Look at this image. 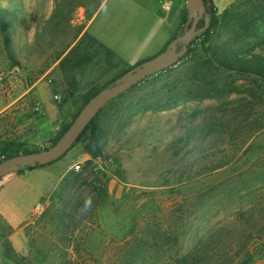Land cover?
Wrapping results in <instances>:
<instances>
[{
  "label": "rangeland",
  "instance_id": "1",
  "mask_svg": "<svg viewBox=\"0 0 264 264\" xmlns=\"http://www.w3.org/2000/svg\"><path fill=\"white\" fill-rule=\"evenodd\" d=\"M213 1L218 17L231 8L242 24L251 22L250 19L257 16L256 12H264V0ZM137 2L147 6V12L127 8L124 5L126 0H110L89 30L129 67L161 52L163 37L170 29H177L186 0H179V12H170L169 15L151 12L153 0ZM97 6L98 0H0L1 12H10L2 19L8 23L12 20L9 27L0 21V75L3 76L0 84V128L12 120L16 125L30 122L37 114L34 110L38 101L35 91L11 105L36 83L41 89L47 86L50 90L59 120L51 138L45 143L33 140L30 132L23 140L17 133L3 138L1 129L0 142H23L29 149L49 147L51 140L57 138L63 126L71 121L81 106L82 95L92 84L100 88L113 85L114 81H111L119 70L102 74L100 68L91 65L78 91L69 96L59 68L60 60L86 32L93 20L88 14ZM11 12L16 13L12 15ZM261 31L264 35V23ZM204 32L190 45L192 54L188 58L184 56V60L163 74L164 78L169 75L171 79L184 74L187 79L176 89L169 91L163 88L161 80L150 82L128 89L105 109L101 114L106 132L101 156L92 157L85 151L86 135L62 159L69 163L65 175L59 180L57 174L38 168L36 171L25 169L10 174L1 181L0 207L13 227L0 214V233L5 226L13 228V233L6 238L24 264H140L143 257L146 258L145 264H171L172 255L186 254L200 237L238 210V195L229 198L231 191H226L213 200L197 204L198 211L191 216L193 221L190 220L192 226H189L183 195L176 196V188L172 187L175 178L172 174L179 168L173 166L171 159L173 142L190 134L189 145L199 143L203 136L199 135L198 128L208 125L213 116H222L239 106L256 102L251 97L231 95L197 99L171 109L164 108L168 100L189 91H198L206 96L212 87H222L226 82L224 76L198 67L209 57L206 49L217 39L225 38L220 28L212 30L208 40L203 36ZM183 33L179 31L178 35ZM233 42L239 47L259 50L262 41L252 36L245 37L239 27ZM10 53L14 54L18 64L11 60ZM255 106L258 111L264 110L258 103ZM123 114L126 117L121 119ZM255 119L253 116L249 123H254ZM123 123H126L124 129L121 128ZM42 126V133H49L52 126L49 118L42 122ZM217 135L206 136L207 142L219 145L206 155L214 160L247 154L252 159L262 157L260 172H264V127L259 131L248 129ZM188 148L185 146L184 151ZM201 156L199 151L195 152L196 158L201 159ZM76 164L81 165L80 170L74 169ZM194 170L198 171L199 166ZM72 173H82L93 182V187L66 185L65 179ZM242 187L245 184L238 189ZM102 189L106 190V198L99 195ZM93 190L95 193L88 194ZM86 196L93 200L88 212L80 217L77 216L79 213L75 214L81 220L75 222L73 219L69 229H65L60 221V210L74 208ZM178 227L181 228L178 245L173 248L165 246L159 252L152 249L153 235L157 230L166 232ZM141 240H148V244L139 251L136 244ZM0 264H14L5 257L1 239ZM255 264H264V259Z\"/></svg>",
  "mask_w": 264,
  "mask_h": 264
},
{
  "label": "trees",
  "instance_id": "2",
  "mask_svg": "<svg viewBox=\"0 0 264 264\" xmlns=\"http://www.w3.org/2000/svg\"><path fill=\"white\" fill-rule=\"evenodd\" d=\"M105 1L106 0H98V6L95 11L88 14L90 18H94L97 15ZM205 3L210 15V25L208 31L203 33V36L208 40L211 31H216V29L220 28L224 33L221 35L225 38L224 40L220 38L217 39V41L206 49L209 57L203 64H198V67L217 76H224L226 82L222 87H212L208 90L206 96L198 91H189L186 95L168 100L164 108L171 109L185 102L197 99L229 97L231 95L251 97L254 101L256 100V102H249L248 104L239 106L227 114H222V116H213L208 125L198 128L199 135L203 136L199 143L190 146V134H187L185 139L181 138L173 142L170 148L171 159L173 161V166H179V168L172 174L173 177H175L172 187L176 188V196L180 197L183 195V208L187 207L185 213L188 214L186 220L189 226H192V222H190L191 216L198 211L196 209L197 204H203L213 200L223 192L231 191L228 195L229 198L238 195L236 201L239 203V208L227 220L218 222L206 235L200 237L190 251L182 256L178 254L172 255L170 261L171 264H255L258 260L264 259V172H260V168L263 166L262 157L252 159L247 154L234 158L224 156L214 160L209 155H206V152L219 146L217 143L207 142L208 136H216L217 134L220 135L228 131L240 133L242 130L246 131L248 129L259 131L264 127V110L258 111L255 106V104L258 103L260 107H264V35L261 31L262 24L264 23V12H256L255 14H257V16L250 19L251 22L242 24V20L234 15L231 8L226 9L223 15L218 17L214 1L205 0ZM1 11L2 9L0 8V21L3 25L5 24L6 27H9L12 20L8 23L2 18L8 16L10 12ZM15 13L16 12H11L12 15ZM188 20L189 15L184 5L181 10L180 23L177 29L172 32L170 40L161 51H164L169 43L179 36V31L184 32L186 28H189L186 27ZM204 24L205 22L202 20L200 27H203ZM237 27H240V31L245 37L252 36L254 39L262 41L259 44L261 45L259 50L239 47L233 42L238 31ZM201 36L202 35H199L193 39L190 45L192 46L194 41ZM191 54L192 47H189L185 58H188ZM10 57L13 62L18 64L14 54L10 53ZM185 58H182L181 61ZM91 65L95 68H100L102 74L119 70V73L111 83L132 68L129 67L115 51L86 31L59 62V68L67 87L66 93L69 96H74L78 91L84 79L85 72ZM169 71L170 69H166L156 75H150L144 81L133 86L132 89L161 80L164 84L163 88L171 91L176 89L184 79H187L184 74L180 76L176 75L173 79H171L172 77L170 78L169 75L164 78L163 74ZM188 76L189 75L186 77ZM188 79H190V77H188ZM240 81L243 82L238 84ZM107 86L109 85L100 88L98 85L92 84L82 95L81 106L72 115L71 121L63 126L57 138L51 140L49 147L57 142L84 105ZM112 103L113 101L106 105L90 122L72 149L88 135V143L85 146V151L92 155V157L101 156L103 140L106 135L101 121V114ZM253 116H256V119L254 123L251 124L249 120ZM125 117L126 115L123 114L121 119ZM125 126L126 123L121 124L122 129H124ZM185 146L189 147L186 151H184ZM47 148L29 149L23 142H0V162L13 156L36 152ZM196 151H199L202 155L201 159L195 157ZM196 166H199L198 171L194 170ZM65 184L79 187H93V182L89 181L88 177H84L82 173H72L65 179ZM241 184H245V187L238 189ZM95 191L96 190H93L91 193L88 192V194L92 195ZM242 191L245 193L241 194ZM99 195L106 198V190H100ZM85 199H83V201H85ZM90 200L91 202L93 201L92 199ZM83 201L77 202L74 208L68 209V207H65L60 210V221L65 229H69V223L73 219H75V222H79L81 220H79V217L84 216V214L88 212L89 208H84ZM192 210L194 212H192ZM77 213H79L77 215L79 216L78 218L75 217ZM191 221H193V219ZM180 229L181 228L178 227L175 230L166 232L157 230L153 235L151 243L152 249L159 252L160 249L165 246L173 248L178 245L181 235ZM12 233L13 228L11 226H5L1 229L0 239L2 241L4 255L14 264H24L22 258L17 255L6 238L7 235ZM147 241L148 240H141L137 242L136 247L139 251L147 247ZM145 259L146 258L143 257L140 264H145Z\"/></svg>",
  "mask_w": 264,
  "mask_h": 264
},
{
  "label": "water",
  "instance_id": "3",
  "mask_svg": "<svg viewBox=\"0 0 264 264\" xmlns=\"http://www.w3.org/2000/svg\"><path fill=\"white\" fill-rule=\"evenodd\" d=\"M185 7L189 20L193 21L189 29L172 40L164 51L135 65L117 78L113 85L105 87L93 96L55 144L47 149L20 154L0 162V183L10 174L28 168L48 166L62 159L70 152L86 127L106 105L150 75L179 63L188 52L192 40L208 29L210 21L205 0H186ZM201 20L205 24L203 27H198Z\"/></svg>",
  "mask_w": 264,
  "mask_h": 264
},
{
  "label": "crops",
  "instance_id": "4",
  "mask_svg": "<svg viewBox=\"0 0 264 264\" xmlns=\"http://www.w3.org/2000/svg\"><path fill=\"white\" fill-rule=\"evenodd\" d=\"M109 1L110 0H106L105 3L101 6L97 15L93 18V20L91 21V23L87 27V29H86L87 32H89V30H90L91 26L93 25L94 21L96 20L98 14L106 7V5L108 4ZM153 3H154V7L151 10V12H164L165 14L169 15L170 12H179V9H180L179 0H153ZM164 3H166L170 6L169 10H162L161 9V5ZM118 5H119V3H116V6H118ZM124 5L127 8L131 7L130 9H135V10L140 9V10H144V11L147 10L146 9L147 6H145V5L142 6L140 3L137 2V0H126V4L124 3ZM172 32H173V28L170 29V31L166 35V37H163V41H162L163 47L170 40ZM31 91H35L36 99L38 100L37 103H39L43 106V111L41 113H37L30 120V122H24V124L16 125L12 120L11 121L12 123H9V124L3 126L2 128H0L1 130L4 131L3 132V138L10 137L13 135V133H17L18 136L20 137V139L23 140L24 137L26 138L27 132H30L32 134L33 140L40 142V143H45L51 138V136L53 134V129L56 125L59 124V122H58L59 120L57 118L58 112L56 111V106L53 102L52 94L50 93V90L48 89L47 86H45L43 89H41L40 85L38 83L32 85L16 101H13L11 103V105L16 103L17 101L23 100L26 97V95H28ZM48 118L51 121L52 126L50 128L49 133H42L44 130V128L42 126V122ZM29 123H31V124H29ZM68 163H69L68 160H62L61 164H58V161H57L52 165H48L45 167L39 166V167L32 168V169L28 168V170H26V171H36V169H38V168H43V169L49 170L51 173L57 174L58 175L57 180H59L61 177H63L65 175ZM0 214L3 217H5V219L8 221V223L13 227L12 222L10 221V219H8L6 217V215H4V212H3L1 207H0Z\"/></svg>",
  "mask_w": 264,
  "mask_h": 264
},
{
  "label": "built area",
  "instance_id": "5",
  "mask_svg": "<svg viewBox=\"0 0 264 264\" xmlns=\"http://www.w3.org/2000/svg\"><path fill=\"white\" fill-rule=\"evenodd\" d=\"M161 9L162 10H169L170 9V6L168 4H166V3H164V4L161 5ZM2 82H3V76L0 75V84ZM55 99H57V96H55ZM34 110H35L36 113H41L43 111V106L41 104L37 103V104H35ZM80 168H81V165L80 164H76L74 166V169L75 170H80ZM3 180H2V182H3ZM38 207H40V205Z\"/></svg>",
  "mask_w": 264,
  "mask_h": 264
},
{
  "label": "clouds",
  "instance_id": "6",
  "mask_svg": "<svg viewBox=\"0 0 264 264\" xmlns=\"http://www.w3.org/2000/svg\"><path fill=\"white\" fill-rule=\"evenodd\" d=\"M91 206V200L86 198L84 202V208L88 209Z\"/></svg>",
  "mask_w": 264,
  "mask_h": 264
},
{
  "label": "flooded vegetation",
  "instance_id": "7",
  "mask_svg": "<svg viewBox=\"0 0 264 264\" xmlns=\"http://www.w3.org/2000/svg\"><path fill=\"white\" fill-rule=\"evenodd\" d=\"M201 21H202V20H201ZM201 21L199 22V26H198V27H200V23H201ZM192 22H193V21H191V20H188V22H187V23H189V25H187V24H186V27H189V28H190V26H191ZM189 28H186L185 30H187V29H189ZM185 30H184V32H185Z\"/></svg>",
  "mask_w": 264,
  "mask_h": 264
}]
</instances>
